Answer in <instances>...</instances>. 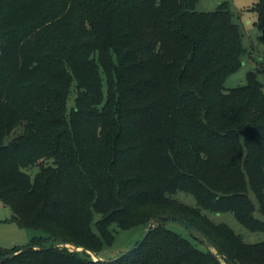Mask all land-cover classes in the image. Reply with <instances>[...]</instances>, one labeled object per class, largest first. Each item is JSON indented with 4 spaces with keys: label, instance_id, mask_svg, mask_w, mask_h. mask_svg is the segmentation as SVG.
I'll use <instances>...</instances> for the list:
<instances>
[{
    "label": "trees",
    "instance_id": "obj_1",
    "mask_svg": "<svg viewBox=\"0 0 264 264\" xmlns=\"http://www.w3.org/2000/svg\"><path fill=\"white\" fill-rule=\"evenodd\" d=\"M198 1L0 0V201L10 221L48 234L0 247V264H264V242L202 213L264 231L250 195L264 215V84L249 73L225 87L243 64L240 26L226 2L207 12ZM253 9L264 31V0ZM152 217L129 252H88L113 243L114 223Z\"/></svg>",
    "mask_w": 264,
    "mask_h": 264
},
{
    "label": "rangeland",
    "instance_id": "obj_2",
    "mask_svg": "<svg viewBox=\"0 0 264 264\" xmlns=\"http://www.w3.org/2000/svg\"><path fill=\"white\" fill-rule=\"evenodd\" d=\"M257 0H199L197 3L198 11H213L222 2H226L233 12V20L240 26L242 44L244 53L242 54L243 64L235 72L230 74L226 81L227 89L244 86L248 83V74L253 73L256 78L264 84V31L256 23L257 13L253 6ZM75 90L73 89L68 101V110L73 106L75 100ZM9 137L6 139L8 141ZM39 170V166H31L27 172L34 177ZM250 195L257 204L255 216L264 220V215L259 210V204L252 191ZM172 197L190 206H198L196 197L183 190H177ZM202 213L207 215L216 223L228 224L245 242L258 243L264 242V231H252L242 225L233 212H214L203 209ZM12 211L10 207H5L0 201V247H13L16 245H25L36 236L47 237L48 234L37 228H21L17 223L10 221ZM100 217L96 213V220ZM8 220H7V219ZM6 219V221H5ZM166 227L190 239L199 248L204 249L205 244L195 238L191 231L179 221L173 218H167ZM115 234V240L111 244H105L101 255L106 259H114L122 253L133 249L137 242L141 240L147 230L144 225L133 226L128 229L120 228L117 223L112 225ZM94 230H96L94 223ZM101 258V259H104Z\"/></svg>",
    "mask_w": 264,
    "mask_h": 264
},
{
    "label": "water",
    "instance_id": "obj_3",
    "mask_svg": "<svg viewBox=\"0 0 264 264\" xmlns=\"http://www.w3.org/2000/svg\"><path fill=\"white\" fill-rule=\"evenodd\" d=\"M159 217L160 218H173V219H176L177 221H179L181 224L185 225L191 231L192 234H194L199 240H201L205 244V247L207 249L213 251L215 253V255L219 259H221V256L219 254H217V252L214 250L212 243L201 233V231L196 226L191 224L189 221L182 219V218L175 216V215H170V214L159 215ZM154 219H155V217H152V219L150 220L148 227H147V230H146L143 238L141 239V241H143L151 232V230L154 226ZM67 246H71L72 248H74L76 250H83V248H77V247L72 246L70 244H67ZM130 250H132V249H130ZM130 250L126 251L125 253L129 252ZM88 252L93 256V258H95V259L100 258L94 252H92V251H88Z\"/></svg>",
    "mask_w": 264,
    "mask_h": 264
},
{
    "label": "crops",
    "instance_id": "obj_4",
    "mask_svg": "<svg viewBox=\"0 0 264 264\" xmlns=\"http://www.w3.org/2000/svg\"><path fill=\"white\" fill-rule=\"evenodd\" d=\"M5 206V205H4ZM5 207H7V206H5ZM7 219V218H6ZM6 219H5V221H6ZM98 257H100V258H104L102 255H101V252H99V254H98ZM105 259V258H104Z\"/></svg>",
    "mask_w": 264,
    "mask_h": 264
}]
</instances>
